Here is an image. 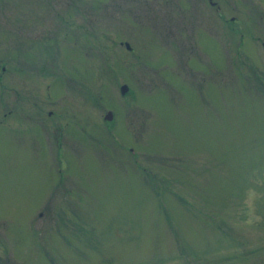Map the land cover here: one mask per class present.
Wrapping results in <instances>:
<instances>
[{"label": "rangeland", "instance_id": "obj_1", "mask_svg": "<svg viewBox=\"0 0 264 264\" xmlns=\"http://www.w3.org/2000/svg\"><path fill=\"white\" fill-rule=\"evenodd\" d=\"M212 2L0 0V264H264V0Z\"/></svg>", "mask_w": 264, "mask_h": 264}, {"label": "flooded vegetation", "instance_id": "obj_2", "mask_svg": "<svg viewBox=\"0 0 264 264\" xmlns=\"http://www.w3.org/2000/svg\"><path fill=\"white\" fill-rule=\"evenodd\" d=\"M211 3H213L212 2V0H211ZM210 3V4H211ZM212 5V4H211ZM216 8L217 9H219V6H218V4L216 5ZM223 19H225V21H227V19L223 16ZM258 39V38H257ZM263 44V46H264V43H262ZM4 69V68H3ZM2 82L3 83H5L4 82V80L2 79ZM49 84V83H48ZM48 84H46V86H49ZM50 87V86H49ZM49 87H47V90L49 89ZM49 113V115L51 114V112H48ZM58 137H57V147H58V149H64V148H66V142L65 141H63V139L62 138H64V135L60 132V133H58Z\"/></svg>", "mask_w": 264, "mask_h": 264}, {"label": "water", "instance_id": "obj_3", "mask_svg": "<svg viewBox=\"0 0 264 264\" xmlns=\"http://www.w3.org/2000/svg\"><path fill=\"white\" fill-rule=\"evenodd\" d=\"M127 48H130L129 44L126 42L125 43ZM128 91V86L126 84H122L120 87V92L121 94H125ZM105 119L111 120L112 119V112L108 111L106 115L104 116Z\"/></svg>", "mask_w": 264, "mask_h": 264}]
</instances>
